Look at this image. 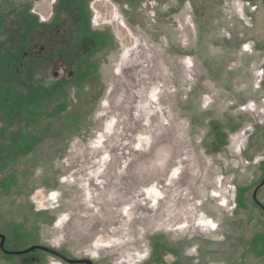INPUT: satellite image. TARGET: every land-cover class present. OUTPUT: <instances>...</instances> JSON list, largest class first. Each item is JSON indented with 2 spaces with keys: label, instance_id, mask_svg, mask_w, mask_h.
<instances>
[{
  "label": "rangeland",
  "instance_id": "1",
  "mask_svg": "<svg viewBox=\"0 0 264 264\" xmlns=\"http://www.w3.org/2000/svg\"><path fill=\"white\" fill-rule=\"evenodd\" d=\"M51 2L0 0V233L92 264L261 257L264 0H89L94 75H15Z\"/></svg>",
  "mask_w": 264,
  "mask_h": 264
},
{
  "label": "flooded vegetation",
  "instance_id": "2",
  "mask_svg": "<svg viewBox=\"0 0 264 264\" xmlns=\"http://www.w3.org/2000/svg\"><path fill=\"white\" fill-rule=\"evenodd\" d=\"M89 4V0H52L46 12H34L32 16L36 23L32 25L29 34L38 37L29 38L20 43L16 50L17 55L10 63L11 66L14 64L15 75H20V72L24 71L30 77L28 72H32V66L29 64L32 62L35 63L33 69L35 72L40 68L57 80L61 76H63L61 78L71 76L79 78L81 74L83 75V71L84 75H94L98 68L96 57L102 51L101 46L104 42L108 43L109 40L101 32L102 30H98L99 24H95L96 27L91 25ZM40 61L45 63L42 68L36 67ZM78 70L81 72L76 73ZM2 237L3 249L0 248V253L8 257H18L20 264H39L44 254L68 264L61 258L39 249L21 253L40 245H31L18 250L16 240L0 233V243ZM56 252L69 259L64 253Z\"/></svg>",
  "mask_w": 264,
  "mask_h": 264
},
{
  "label": "crops",
  "instance_id": "3",
  "mask_svg": "<svg viewBox=\"0 0 264 264\" xmlns=\"http://www.w3.org/2000/svg\"><path fill=\"white\" fill-rule=\"evenodd\" d=\"M259 198L261 199V202H263V204H264V191H262V193H261V195H259ZM258 224H260L261 225V227H260V229L261 230H258V232L257 233H259V234H261V235H264V234H262V233H264V220H262V221H258ZM256 236V235H255ZM254 236V237H255ZM254 239V238H253ZM250 248H248V250L245 252V255L246 256H248V259H247V263H249V261H251V263L250 264H264V245L261 247V249H262V254H261V257H257L256 255H254V254H252L251 253V245L249 246ZM214 257H216V256H214ZM224 257H222V259H219V260H217L216 258L215 259H213L212 260V258H206V259H204L203 260V264H211V262H215V261H224L225 262V260L223 259Z\"/></svg>",
  "mask_w": 264,
  "mask_h": 264
},
{
  "label": "water",
  "instance_id": "4",
  "mask_svg": "<svg viewBox=\"0 0 264 264\" xmlns=\"http://www.w3.org/2000/svg\"><path fill=\"white\" fill-rule=\"evenodd\" d=\"M1 243H0V248H2V243H3V237L1 238ZM35 249H39V250H42V251H45L51 255H54V256H57L59 258H61L63 261H65L66 263L68 264H92V262L88 259H83V260H71V259H66L65 257L59 255L55 250L53 249H50V248H47V247H42V246H36V247H32V248H29L27 249L26 251L24 252H21V253H26V252H29V251H32V250H35ZM8 254H13V253H8Z\"/></svg>",
  "mask_w": 264,
  "mask_h": 264
},
{
  "label": "built area",
  "instance_id": "5",
  "mask_svg": "<svg viewBox=\"0 0 264 264\" xmlns=\"http://www.w3.org/2000/svg\"><path fill=\"white\" fill-rule=\"evenodd\" d=\"M253 9H255V7H253ZM262 75V72L260 73ZM259 74V75H260ZM250 110L255 111V109H257L256 106L252 105L251 107H249ZM251 111V112H252ZM261 115L264 117V108H262V110L260 111ZM259 125H263L264 124V119H261L258 123ZM254 131V126L253 125H248L247 127H245L242 131V135L245 137L246 136V140L249 137L250 134H252ZM247 134V135H245ZM234 202V201H233ZM233 208H235V204L233 203Z\"/></svg>",
  "mask_w": 264,
  "mask_h": 264
}]
</instances>
